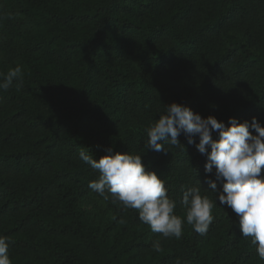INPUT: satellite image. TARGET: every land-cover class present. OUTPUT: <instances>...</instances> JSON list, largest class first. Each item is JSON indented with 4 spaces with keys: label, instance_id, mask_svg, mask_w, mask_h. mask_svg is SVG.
I'll return each mask as SVG.
<instances>
[{
    "label": "trees",
    "instance_id": "obj_1",
    "mask_svg": "<svg viewBox=\"0 0 264 264\" xmlns=\"http://www.w3.org/2000/svg\"><path fill=\"white\" fill-rule=\"evenodd\" d=\"M16 66L22 86L0 90L11 264H264L239 217L206 190L216 181L206 155L183 133L185 148H146V128L173 102L226 126L264 125V0H0V80ZM81 148L97 160L107 148L142 155L177 201L183 236L164 238L92 191L99 173ZM185 186L214 202L206 235L186 222Z\"/></svg>",
    "mask_w": 264,
    "mask_h": 264
},
{
    "label": "clouds",
    "instance_id": "obj_2",
    "mask_svg": "<svg viewBox=\"0 0 264 264\" xmlns=\"http://www.w3.org/2000/svg\"><path fill=\"white\" fill-rule=\"evenodd\" d=\"M14 81L17 88L22 86L20 66L3 75L0 90L7 91ZM165 106L164 114L146 128V148L156 152L166 151L165 145L185 148L178 139L183 133L188 144H194L200 154L207 156L205 173L211 174L215 168L216 181L223 186L218 191L217 182L208 180L206 190L216 193L219 204L227 205L239 217L242 237L251 238L258 257L264 260V125L256 117L242 123L230 117V126H226L215 116L203 118L182 104ZM214 133L218 139L213 138ZM106 152L98 160L83 148L78 152L79 159L99 173L89 188L105 201L111 199L125 209H135L141 223L152 232L180 239L184 220L175 213L177 201L169 198L165 181L156 171L146 170L142 155L114 154L112 148ZM180 204L186 209L187 224L197 234L206 235L215 219L214 202L209 196L201 194L200 186H185ZM9 245V238L0 236V264H11ZM152 247L162 251L159 240Z\"/></svg>",
    "mask_w": 264,
    "mask_h": 264
}]
</instances>
